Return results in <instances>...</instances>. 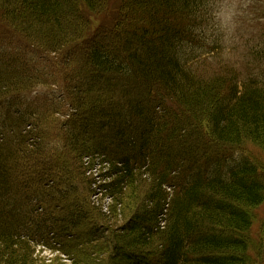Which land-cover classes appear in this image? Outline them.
I'll list each match as a JSON object with an SVG mask.
<instances>
[{
    "label": "trees",
    "instance_id": "16d2710c",
    "mask_svg": "<svg viewBox=\"0 0 264 264\" xmlns=\"http://www.w3.org/2000/svg\"><path fill=\"white\" fill-rule=\"evenodd\" d=\"M109 1L0 0V25L26 54L20 64L22 51L0 52V264H37L30 244L73 264H262L253 229L264 170L240 154L264 157V82L195 70L209 0H121L92 37ZM66 65L79 71L64 75ZM56 82V103H22ZM51 155L63 175L23 181L28 162ZM97 165L111 179L106 211L90 200Z\"/></svg>",
    "mask_w": 264,
    "mask_h": 264
},
{
    "label": "rangeland",
    "instance_id": "374dc122",
    "mask_svg": "<svg viewBox=\"0 0 264 264\" xmlns=\"http://www.w3.org/2000/svg\"><path fill=\"white\" fill-rule=\"evenodd\" d=\"M209 2L211 3L210 13L208 18L206 17L208 22L203 25V31L199 34L200 37L206 40V44L204 46L205 52H203L204 50L200 52L198 48L192 49L194 53L200 52L199 58L195 59L192 63L195 70L204 78H209L214 75L233 73L239 78L237 81H239L240 84L245 83L247 78L251 75V77L259 80L260 83L264 82V53L261 55L257 54L258 51L264 50V0H209ZM109 3L111 5L109 12L110 16L108 15L109 17L107 16V18H105V23L102 21L104 18H91V26L90 23H88L89 35H92V37L99 33V29L103 26V24H107L108 26L112 24L111 22L115 21L114 19L116 18V13L114 12V8H117L118 4H121V0H110ZM0 27V29L3 30V32L0 30V52L2 49L8 48V50L14 54H19L22 51L20 50L22 49V45L19 44L18 40L21 39L9 32L5 27H2L1 25ZM101 32H105V30H100V33ZM84 38L85 37H80L78 42H81ZM30 43L34 44L32 42ZM36 46L39 47L38 45ZM72 46L74 45H70V47ZM36 54L37 52L32 54L35 59L37 56ZM76 54L77 57H81L83 52L81 50ZM33 56H29L28 60H34ZM51 56L53 57V55L48 57L50 63L53 59ZM25 57L26 54L22 51V56L18 59L20 64ZM56 61L59 63L62 60L56 59ZM37 63L39 64V62ZM63 71L64 75L69 76L72 71L76 74L79 70L75 67L66 65L63 66ZM49 81L52 82V79L50 78ZM62 83L64 84V82ZM57 86V82L54 85H50V88L38 85L35 88V92L29 94L28 96L27 94L22 96V103L27 106L30 101L35 99H37L35 102L37 105H40L38 100H41V102L50 100V102L54 101V103H56L59 100L58 93L61 92L58 90ZM51 88L52 90H50ZM49 96L52 97L49 98ZM25 103H27V105ZM38 107L45 108L43 105ZM34 108L36 109V107ZM5 109L6 107L3 103L0 107V118L2 120H4ZM55 110H58L57 112H59V114L55 115L56 119H62V121H64V119L68 118L67 113H60L62 111V107L60 105H57ZM45 123L46 122H43L42 125H38V127H41L44 131H48L47 133L52 137L51 139L53 141L57 140V131L53 129V127L48 126L49 124L43 126ZM82 123L83 121L80 120L77 124L79 126ZM65 134L66 133H64V135ZM57 146V143L52 145L55 149H57ZM241 153L242 154H240V152H238V154L235 153L234 158L238 159L239 154L244 157H256L259 161H261V164L263 165L262 168L264 170V157L261 156L254 147L247 146L245 149L241 150ZM55 158L56 157L52 156L42 162H28L27 167L24 166V169H26L24 171L26 172L24 175L26 177L23 181H28L33 172H36L37 175H43L41 169H52L58 177L63 175L62 169L54 168ZM28 171L30 173H28ZM108 173L109 171L107 166L97 165L89 179V181L93 183L90 191V194H92L90 200L92 203L99 202L103 206V211H106L107 206L110 204V198L108 197L106 191L102 188L106 183L111 181V179L108 178ZM83 189H85V185L83 186ZM255 216L256 219L254 223L253 236L263 243L264 247V206L260 210L256 211ZM126 222V219L123 221H117V227H122ZM86 229L87 226L85 225L81 227L80 235H83L86 232ZM30 246L34 253L38 256L37 264H73L72 261L67 259L63 253L56 251L53 252L49 248H45L40 245L33 246V244H30ZM261 261L263 264L264 260L262 259Z\"/></svg>",
    "mask_w": 264,
    "mask_h": 264
}]
</instances>
